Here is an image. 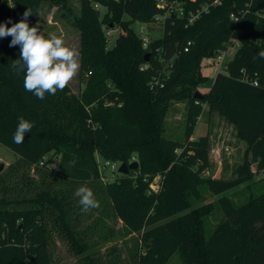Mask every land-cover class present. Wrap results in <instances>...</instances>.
I'll list each match as a JSON object with an SVG mask.
<instances>
[{
	"label": "trees",
	"instance_id": "1",
	"mask_svg": "<svg viewBox=\"0 0 264 264\" xmlns=\"http://www.w3.org/2000/svg\"><path fill=\"white\" fill-rule=\"evenodd\" d=\"M43 1L0 0V24L18 22L29 8L33 26ZM209 2H186L184 8ZM262 11L264 0H224L185 27L183 18L162 19L165 12L156 0H81L76 24L81 70L88 73L84 89L75 96L66 86L44 100L25 91L24 72L11 66L19 46H9L11 37L0 38V145L17 157L7 177L22 170L20 182L0 179V264H53L50 222L82 264H167L175 251L182 264H264V187L240 205L223 196L245 184L252 171H264V60L257 57L264 50ZM232 13L239 15L237 22ZM133 22L148 29L160 25L162 36L144 47ZM117 27L109 46L108 32ZM232 40L239 49L200 94L201 62ZM188 41L192 45L184 52ZM173 99L188 104L183 142L162 134ZM203 105L247 143L236 178L201 176L209 167V135L189 139ZM21 116L34 126L18 145L13 133ZM133 154L135 175L129 170L117 180H103L102 169L112 171L117 161L129 165ZM31 170L37 178L29 177ZM156 176L161 179L154 191ZM193 181L218 197L222 216L212 231L206 228L212 205L201 213L187 200L198 196ZM82 185L99 201L90 209L97 219L78 205L75 190ZM103 218L121 228L114 230ZM118 233L136 236L130 248L125 244L126 257L114 244L103 260L99 248Z\"/></svg>",
	"mask_w": 264,
	"mask_h": 264
},
{
	"label": "rangeland",
	"instance_id": "2",
	"mask_svg": "<svg viewBox=\"0 0 264 264\" xmlns=\"http://www.w3.org/2000/svg\"><path fill=\"white\" fill-rule=\"evenodd\" d=\"M80 7H81V0H45L41 3L37 17L34 21V25L40 29L42 33L47 35L50 32H55L58 35H61L64 39L66 44L69 47L76 48L79 52L81 50V32L77 27L76 19L80 15ZM128 19V17H126ZM149 29L148 26L142 24L140 22H133L132 28L134 29L135 33L139 37H143L142 31L144 30V34L148 40L160 38L162 36V28L160 25H150ZM119 33V32H118ZM117 32H114L111 35V39H109V46H112L115 39L118 36ZM240 43L237 40H232L226 48L223 50L222 61L215 60L212 65L205 64L204 61L201 62V73L205 77L204 81L199 85L197 91L200 94H205L208 92L209 88L211 87L213 80L217 73H223L225 71V65L228 61H231L239 49ZM81 57V56H80ZM81 63V59H80ZM88 76V73L85 74L81 67L79 69L78 74L70 81L67 85L75 96L79 95L85 85V78ZM204 106V105H203ZM187 110L188 104L186 100H178L173 99L170 101V105L167 109V114L164 119L163 123V136L173 139L175 141L183 142L185 139V130H186V119H187ZM201 119H198L197 124L193 128V132L189 140H195L201 136L206 134L211 137L209 138V150H212L213 140L215 144H217V139L219 136L221 139L225 140L222 141L219 149L221 151L215 150L214 153H211L209 157V167L207 171H205L201 176H211L212 178L217 179H233L236 178L238 175V168L244 162V153H245V145L244 147H237V144H234L236 141V134L229 123L221 120V117L214 114L211 118L208 119V111L207 106L202 109ZM206 121V122H205ZM234 140V141H232ZM238 143V142H237ZM234 144V145H233ZM247 146V143H246ZM229 148V152L225 151V148ZM230 147H232L230 149ZM247 149V147H246ZM232 150V152H231ZM213 152V151H212ZM221 152V153H220ZM136 154V153H135ZM133 154L130 158L128 164L132 162L137 163L136 155ZM211 157V158H210ZM96 158L98 160L99 165H102L104 162L103 159L100 157V154L96 152ZM17 157L15 154L9 150L8 148L0 145V163L4 164V168L0 171V179L5 178L6 182L9 183H17L20 182L21 179V171H18L15 175L7 177L10 173V165L16 161ZM214 159V160H213ZM216 159V160H215ZM221 160V161H220ZM220 162V166L217 165V162ZM57 163V161L53 160L52 164ZM117 163V164H116ZM122 164V162H115V169L105 168L104 170L100 167V170L105 178L103 180H117L120 178L121 174L117 172V169ZM131 174H134L133 170H130ZM19 174V175H18ZM129 175V174H128ZM29 177H35V173L31 170ZM161 177L156 176L152 181L151 184L152 188L155 189L157 183L160 181ZM196 182L192 188L198 192V196L193 198V196L188 197V201L191 204L190 207L193 210H199L201 213L204 210V206H211L212 211L208 215V220L206 223V228L209 231H212L216 226L217 222L220 220L222 213L216 204L218 199L217 196H212L209 192L205 189L204 185H202L199 181ZM264 187V171L257 173L256 171H252L249 173L248 181L239 186L235 189L228 191L223 194V196L228 197L235 205H240L247 202L250 198L258 195ZM77 190V189H76ZM75 190V192H76ZM156 191V190H154ZM88 213L90 212L87 211ZM91 215L93 218L96 217L97 212L91 210ZM98 216V215H97ZM109 227H113L114 230H118L121 228L120 223L114 222L110 219L103 218ZM88 224L90 221H82ZM49 229L51 230V235L53 239V247L51 253L53 255V264H82L81 258L79 256L73 255L69 247L62 241L59 234H57L56 227L53 226V223L50 222ZM104 232V229H100L96 235H100ZM93 235V239L97 240V236ZM136 236L124 237V234L118 233L116 236L112 237V240L109 243L104 244V246L99 251V256H102L103 260H107L110 258L108 250L110 249L111 245H117L121 250H123L122 258L126 257V248L125 244L128 248L132 246V240ZM167 264H182L180 255L178 251H175L168 259Z\"/></svg>",
	"mask_w": 264,
	"mask_h": 264
},
{
	"label": "clouds",
	"instance_id": "3",
	"mask_svg": "<svg viewBox=\"0 0 264 264\" xmlns=\"http://www.w3.org/2000/svg\"><path fill=\"white\" fill-rule=\"evenodd\" d=\"M31 15L33 12L28 8L18 22L13 23L9 19L0 24V38L11 37L9 46H19V58L11 66L16 72H24L25 91L44 100L47 95H55L57 91L64 90L78 74L81 57L79 51L69 47L61 35L55 32L45 35L37 25L30 26L28 17ZM257 57L264 60V50H260ZM33 126V122L23 116L19 117L13 142L22 144ZM75 195L79 197L78 205L83 212L99 207V201L91 188L82 185Z\"/></svg>",
	"mask_w": 264,
	"mask_h": 264
},
{
	"label": "built area",
	"instance_id": "4",
	"mask_svg": "<svg viewBox=\"0 0 264 264\" xmlns=\"http://www.w3.org/2000/svg\"><path fill=\"white\" fill-rule=\"evenodd\" d=\"M195 1L196 0H185V1H181V0H156V3L160 9H162V10L164 9L165 13L162 16V19H163V17H164V19L165 18H172V17L173 18L174 17L175 18L176 17L177 18H183L185 20V27H189V26L193 25L203 14H207L210 7H215V6L220 5V4H222V2L224 0H210L209 3L201 5L200 7L195 8V9L184 8V5L186 4V2L194 3ZM239 14H241V12ZM259 14L261 17L264 18V11L260 12ZM230 19L233 22H237L239 20V15L232 13V14H230ZM114 32L118 33L119 28L117 27L116 29L108 32V36L110 37V39H111V35ZM142 33H143V37H140V38L142 40L143 46L146 47L149 40L146 38V36L144 34V30L142 31ZM191 45H192V43L190 41H188L185 45L184 52H187ZM222 53L223 52H218L216 56H210V57L206 58L204 60L205 64L212 65L215 60L220 61V63H221V61H222V55L221 54ZM245 80L247 81L248 79H245ZM252 83H253V85H257V83L255 81ZM105 165H108V163H105ZM111 167L113 169H115V165H112ZM153 190H157V186Z\"/></svg>",
	"mask_w": 264,
	"mask_h": 264
},
{
	"label": "water",
	"instance_id": "5",
	"mask_svg": "<svg viewBox=\"0 0 264 264\" xmlns=\"http://www.w3.org/2000/svg\"><path fill=\"white\" fill-rule=\"evenodd\" d=\"M212 55V54H210ZM151 56V53L149 51H147L145 54H144V61L147 62L149 60ZM196 98H200V95L198 93H196L194 95ZM4 168V164L0 163V171H2V169ZM137 168V163L136 162H132L130 163L129 165L125 164V163H122L119 168L117 169V172L119 174H122V175H126L128 173L129 170H134Z\"/></svg>",
	"mask_w": 264,
	"mask_h": 264
},
{
	"label": "crops",
	"instance_id": "6",
	"mask_svg": "<svg viewBox=\"0 0 264 264\" xmlns=\"http://www.w3.org/2000/svg\"><path fill=\"white\" fill-rule=\"evenodd\" d=\"M205 107V105L203 106V108ZM214 114H212V115H210V116H208V119L209 118H211L212 116H213ZM200 119H201V117H200ZM222 120V119H221ZM223 121V120H222ZM206 122V121H205ZM210 139H211V137H209ZM222 141H225L224 139L222 140L221 139V137L219 136V138L217 139V144H215V141L213 140V144H212V150H209V155H211L210 154V152L211 153H214L215 152V150H217V148H218V151H221L222 149H219V146H222V148L224 147L223 145H221L222 143ZM232 141H234V140H232ZM238 142V143H237ZM234 144H237L238 146L237 147H239V148H241V147H244V145H245V150H246V142L245 141H243V140H240V139H238L237 137H236V141L234 142ZM233 144V145H234ZM232 147H230V149H231ZM215 149V150H214ZM213 151V152H212ZM225 151L226 152H229L230 150H229V148L228 147H226L225 148ZM231 152H232V150H231ZM221 153V152H220ZM211 158V157H210ZM214 160V159H213ZM216 160V159H215ZM221 161V160H220ZM217 165L218 166H220V162L218 161L217 162Z\"/></svg>",
	"mask_w": 264,
	"mask_h": 264
}]
</instances>
